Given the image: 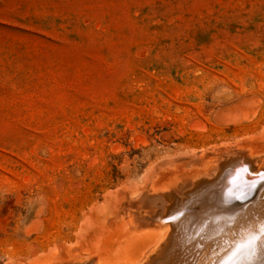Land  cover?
<instances>
[{"label": "rangeland", "instance_id": "rangeland-1", "mask_svg": "<svg viewBox=\"0 0 264 264\" xmlns=\"http://www.w3.org/2000/svg\"><path fill=\"white\" fill-rule=\"evenodd\" d=\"M256 157L264 0H0V264H143L156 234L123 244L121 222L171 191L198 225L183 264H264Z\"/></svg>", "mask_w": 264, "mask_h": 264}, {"label": "bare ground", "instance_id": "bare-ground-1", "mask_svg": "<svg viewBox=\"0 0 264 264\" xmlns=\"http://www.w3.org/2000/svg\"><path fill=\"white\" fill-rule=\"evenodd\" d=\"M196 127V126H195ZM248 151V149H247ZM240 153V152H239ZM238 153V154H239ZM242 153V152H241ZM246 154V153H244ZM240 155V154H239ZM247 155V154H246ZM249 155V154H248ZM247 155V156H248ZM241 156V155H240ZM239 156V157H240ZM244 156V155H242ZM241 156V158H242ZM238 157V156H237ZM238 157V158H239ZM246 157V156H245ZM218 158V157H217ZM237 158V159H238ZM217 162L219 161L218 159H216ZM245 161V159H243ZM231 160L228 159V160H221L219 162V168H220V172L222 170H224L226 168L227 165H229V163L231 164L230 162ZM239 161V160H238ZM253 162V160L249 159L248 162ZM254 161L255 163H257V167L254 168V166H252L250 164V168H251V171L254 172L255 174L257 172H259L263 167H264V164H259L258 161H260V158L259 157H256L254 158ZM236 162V161H235ZM243 162V161H242ZM216 163V162H215ZM233 163V162H232ZM248 164V163H247ZM211 165V163H210ZM213 165V164H212ZM216 165V164H215ZM214 165V166H215ZM232 165V164H231ZM242 166V165H241ZM230 167V165H229ZM216 168V167H215ZM242 168V167H240ZM219 172V173H220ZM197 173V172H196ZM251 173V172H250ZM180 174V173H179ZM193 174V173H192ZM222 174V172H221ZM189 175V174H188ZM187 175V178L189 177ZM191 175V173H190ZM213 175V174H212ZM202 177V176H201ZM210 177V176H209ZM218 177V176H217ZM214 179V177H213ZM262 179V178H261ZM196 180V179H195ZM216 180V178H215ZM215 180H213L215 182ZM245 180V179H244ZM211 181V180H210ZM193 182H195L193 180ZM213 184V182H211ZM210 183V184H211ZM192 184V183H191ZM208 184V183H207ZM226 184V183H225ZM187 185H190L189 183ZM193 192L194 193H198L199 190H201L204 186V183L203 182H195V184H193ZM238 185V184H237ZM163 186V185H162ZM219 186L222 187V184H219L217 183L214 188L215 192L217 190V193L218 191H220L219 189ZM235 186V185H234ZM233 186V188H234ZM240 186V185H239ZM237 187V186H236ZM172 188V186H171ZM171 188L169 187L168 189L171 190ZM175 188V187H174ZM177 188V186H176ZM179 188V187H178ZM173 189V188H172ZM182 189V188H181ZM238 189V188H237ZM177 191V189H175ZM207 190V189H206ZM264 190V189H263ZM153 192V190H151ZM180 191V190H179ZM182 191V190H181ZM229 191V190H227ZM256 191V190H255ZM169 192V191H168ZM178 192V191H177ZM176 193V192H174ZM172 191L170 192V194H164V199H165V202H170V204L167 206H165V210H164V214L162 218H159V219H151V220H122L121 222V227L123 228V231L124 233L122 234L123 237H125V242L123 244H126V243H129V242H132V241H135L136 239L138 238H141L143 236H146V235H151L153 233L156 234L155 236V239H157V244L156 246L154 247H149L150 250L147 254L144 255L145 257V260L144 262H142L143 264H183V262L187 261L188 260V256L191 257V255L193 256V254L195 253V251H197V246H196V242H195V238H196V228H197V224L195 223V220H179V215L181 214V212L184 210L182 207H180V203H178V198L176 197V195L174 194ZM180 193V192H179ZM208 193V192H207ZM228 193V192H227ZM190 194V192H189ZM183 195H187V192L186 194H183ZM212 195H213V190L210 191V193H208V195H206V197L210 196L212 198ZM217 195V194H216ZM229 195V194H228ZM240 195V193H239ZM243 195V194H241ZM188 196V195H187ZM181 197V196H179ZM218 197V196H217ZM235 197V196H234ZM186 198V197H185ZM199 199H202V197H198ZM210 198V199H211ZM131 199V198H130ZM139 199V198H137ZM180 199V198H179ZM182 199V198H181ZM181 199L179 200V202H181ZM184 199V198H183ZM187 199V198H186ZM209 199V200H210ZM236 199V197H235ZM261 199V198H260ZM213 200V199H212ZM212 200H210L212 202ZM136 202V200H135ZM145 202V201H144ZM123 203V202H122ZM146 203V202H145ZM182 203V202H181ZM210 203V202H209ZM250 203V202H249ZM248 203V204H249ZM142 204V203H141ZM141 204H138L141 206ZM218 204V203H217ZM222 204V203H221ZM251 204V203H250ZM255 204V203H254ZM136 205V204H135ZM146 205V204H145ZM148 205V204H147ZM213 205V204H212ZM246 205V204H245ZM257 205V203H256ZM260 206V204H259ZM125 207V206H124ZM137 207V206H136ZM139 207V206H138ZM200 207V206H199ZM204 207V206H203ZM207 207V206H205ZM248 207V206H247ZM258 207V206H257ZM262 207V206H261ZM142 208V207H141ZM259 208V207H258ZM122 209V208H121ZM128 209V207H127ZM140 209V208H137V210ZM148 209V208H147ZM202 209V208H201ZM217 209V208H216ZM240 209V208H239ZM263 209V208H262ZM125 210V209H124ZM133 210L134 207H133ZM142 210V209H141ZM195 210V209H193ZM199 210V209H198ZM219 210V208L217 209ZM233 210V209H232ZM122 211V210H121ZM130 211V210H129ZM147 211V210H146ZM144 211V212H146ZM151 211V210H150ZM251 211V210H250ZM135 212V211H134ZM159 212V211H158ZM198 212V211H197ZM205 212V211H204ZM261 212V211H260ZM120 213H123V212H120ZM130 213V212H129ZM150 213V212H149ZM126 214V213H125ZM131 214V213H130ZM129 214V215H130ZM155 214V213H154ZM157 214V213H156ZM160 214V212H159ZM157 214V215H159ZM199 214V213H198ZM215 214V213H213ZM230 214V213H229ZM243 214V213H242ZM149 215V214H148ZM156 215V217H157ZM222 215V214H220ZM244 215V214H243ZM127 216V215H126ZM236 216V215H235ZM247 216V215H246ZM185 217V216H184ZM129 218V217H128ZM155 218V217H154ZM201 218V217H200ZM218 218V217H217ZM221 218V217H220ZM223 218V217H222ZM184 219V218H183ZM195 219V218H194ZM203 219V217H202ZM201 219V220H202ZM208 219V218H207ZM238 219V218H237ZM243 219V218H242ZM213 220V219H212ZM248 220V219H247ZM260 220V219H259ZM238 221V220H237ZM243 221V220H242ZM239 222V221H238ZM250 222V221H249ZM259 222V221H258ZM230 223V222H229ZM204 224V223H203ZM251 224V223H250ZM216 226V225H215ZM237 226V225H236ZM200 227V226H199ZM253 227V226H252ZM258 227V226H256ZM121 228V229H122ZM219 228V227H218ZM248 228V227H247ZM255 229V227H254ZM160 230H163L160 232ZM168 230H171V234L169 235L168 234ZM208 230V229H207ZM219 230V229H218ZM159 233H156L158 232ZM206 231V230H205ZM255 231V230H254ZM150 232V233H149ZM199 233V232H198ZM206 235V234H205ZM199 236V235H198ZM197 236V237H198ZM238 237V236H237ZM226 238V237H225ZM239 238V237H238ZM242 238V237H241ZM229 240V239H228ZM239 240V239H238ZM247 240V239H246ZM245 240V241H246ZM198 241V240H197ZM209 241V240H208ZM220 241V240H219ZM207 242V241H206ZM238 242V241H237ZM161 243H164L163 245H160ZM210 243V242H209ZM198 244V243H197ZM237 244V243H235ZM203 245V244H202ZM247 245V244H246ZM135 246V245H134ZM138 246V245H137ZM148 245H145L144 246V250H147L149 249L147 247ZM205 246V245H204ZM208 246V244H207ZM248 246V245H247ZM140 247V246H139ZM137 247V248H139ZM209 247V246H208ZM211 247V246H210ZM217 247V246H216ZM135 248V247H133ZM141 248V247H140ZM204 248V247H203ZM202 248V249H203ZM206 248V247H205ZM219 248V247H218ZM217 248V249H218ZM263 248V247H262ZM142 250V248H141ZM252 250V249H251ZM71 251V250H70ZM70 251H68L66 249V252H68L67 254L70 253ZM199 252V251H198ZM200 252H202L200 250ZM199 252V253H200ZM206 252H207V249H206ZM247 252V250H246ZM74 253V252H73ZM99 254L97 255V253L95 254V252H91L89 253L88 255L86 256H81V257H78V255H75L73 254L72 256V259L73 260H76V264H136L135 262H137L138 260H136L135 262H132V261H129V260H126L125 258L122 259V257L124 255H122L121 258H117V257H114V256H111L108 254L107 251H103L101 250L100 252H98ZM117 253V252H115ZM143 253H145L144 251L141 252L140 254L143 255ZM198 253V254H199ZM204 253V252H203ZM211 253V252H210ZM245 253V252H243ZM71 254V253H70ZM139 254V255H140ZM256 254V253H255ZM96 257H95V256ZM117 255H119L117 253ZM138 255V256H139ZM205 256L207 254H204ZM264 255V254H263ZM199 256V255H198ZM197 256V257H198ZM202 256V255H201ZM120 257V256H119ZM244 257V256H243ZM61 258V257H60ZM137 258V257H135ZM142 258V256H141ZM193 258V257H192ZM262 258V257H261ZM68 259V258H67ZM67 259L66 257L62 258L61 260H66L67 262ZM131 259V258H130ZM237 259V258H236ZM243 259V258H242ZM60 260V259H59ZM60 260V261H61ZM71 260V259H70ZM72 260V262H73ZM140 260V259H139ZM200 260V258H199ZM249 260V259H248ZM254 260V259H253ZM60 261H58V263H61ZM69 261V260H68ZM245 261V260H244ZM57 262V261H56ZM71 262V261H70ZM72 262L70 264H72ZM193 262V261H192ZM191 262V263H192ZM196 262V260H195ZM207 262V261H206ZM260 262V261H259ZM69 263V262H68ZM67 263V264H68ZM194 263V262H193ZM199 263V262H197ZM238 263V262H237ZM242 263V262H241ZM261 263V262H260ZM264 263V262H262ZM57 264V263H55ZM190 264V263H189ZM196 264V263H195ZM203 264V263H201ZM207 264V263H206ZM222 264V262H221Z\"/></svg>", "mask_w": 264, "mask_h": 264}, {"label": "snow or ice", "instance_id": "snow-or-ice-1", "mask_svg": "<svg viewBox=\"0 0 264 264\" xmlns=\"http://www.w3.org/2000/svg\"><path fill=\"white\" fill-rule=\"evenodd\" d=\"M258 241H264V221H261L255 232L250 234V244L255 245Z\"/></svg>", "mask_w": 264, "mask_h": 264}]
</instances>
